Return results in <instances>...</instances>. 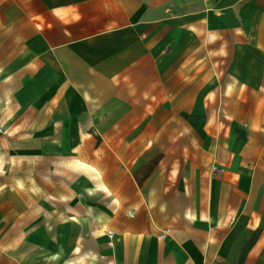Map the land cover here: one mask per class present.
I'll return each mask as SVG.
<instances>
[{"label":"crops","instance_id":"obj_1","mask_svg":"<svg viewBox=\"0 0 264 264\" xmlns=\"http://www.w3.org/2000/svg\"><path fill=\"white\" fill-rule=\"evenodd\" d=\"M0 130V264H264V0H0Z\"/></svg>","mask_w":264,"mask_h":264},{"label":"rangeland","instance_id":"obj_2","mask_svg":"<svg viewBox=\"0 0 264 264\" xmlns=\"http://www.w3.org/2000/svg\"><path fill=\"white\" fill-rule=\"evenodd\" d=\"M38 166H46V162L37 157L11 153L8 143L0 138V210L2 206L6 211L16 207L17 196L25 197L24 201H28L26 197L32 194L33 179L43 175Z\"/></svg>","mask_w":264,"mask_h":264}]
</instances>
